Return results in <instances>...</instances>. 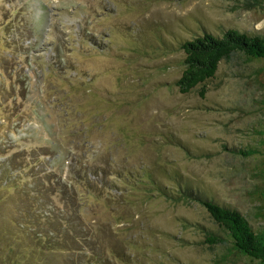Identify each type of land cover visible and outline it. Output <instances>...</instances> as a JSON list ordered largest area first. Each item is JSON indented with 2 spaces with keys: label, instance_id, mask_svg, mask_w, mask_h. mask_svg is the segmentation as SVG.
Here are the masks:
<instances>
[{
  "label": "rangeland",
  "instance_id": "1",
  "mask_svg": "<svg viewBox=\"0 0 264 264\" xmlns=\"http://www.w3.org/2000/svg\"><path fill=\"white\" fill-rule=\"evenodd\" d=\"M228 28L264 35V0H0V167L10 160L13 174L0 178V264H222L205 241L222 229L180 197L188 185L264 226V177L239 151L257 143L256 126L264 133V61L222 60L204 95L176 83L183 42ZM71 159L119 182L81 190V215L76 201L40 192L84 219L81 239L39 230L44 204L23 197L31 171L43 165L57 181ZM21 210L24 225L7 223Z\"/></svg>",
  "mask_w": 264,
  "mask_h": 264
},
{
  "label": "trees",
  "instance_id": "2",
  "mask_svg": "<svg viewBox=\"0 0 264 264\" xmlns=\"http://www.w3.org/2000/svg\"><path fill=\"white\" fill-rule=\"evenodd\" d=\"M182 49L185 52L184 69L176 83L183 93L190 92L202 85L200 92L204 95L205 86L203 84L215 77L219 63L222 60L229 59L235 53L241 52L250 60L264 61V35L251 34L246 31H240L237 28H228L221 35L204 31L202 34L184 41ZM257 127L254 130L255 139L258 140L257 143L250 144L247 148L239 149V151L241 154L249 155L257 160L258 175L264 177V133L259 132ZM84 141L87 142V138ZM4 162L6 163L3 167H0V178H2V181L7 177L11 178V175H13L8 168L11 163L10 160H4ZM41 167L43 168L31 171V179L33 180L31 182L24 181L30 185V188L23 190L25 195L21 194L28 200L35 201L34 199H36V203L39 206L44 204L39 210L34 208L36 215L32 218L34 220L37 219L36 225L40 226L39 230H66L69 234H73L77 230L78 239H81L83 230H90L83 224L84 219L78 216L77 220H73L72 215L68 216L67 214L55 212L53 207H47L46 203L40 199V192L44 191L45 194L52 192V194L56 195L58 193L69 204H75L76 201L77 210L74 213L81 215L83 199L80 193L81 190L87 191L89 197L91 194L95 196L96 192L101 189H119L118 180L115 179L116 184L106 180L107 169L105 166L85 164L82 167L78 166V163L73 162V159L69 163V169L65 176L64 173H60L61 178L57 179V181L51 175L54 171L47 169L43 165ZM71 173L76 175L78 179L71 177ZM149 178L153 182L151 172H149ZM86 182L87 184H85ZM31 183H34V185ZM47 183H49L48 186L43 190V185H47ZM158 189L166 195L164 188L162 190V188L158 187ZM179 190V195L182 199H193L200 202L210 217L221 227L222 230L220 232L205 231V241L218 248L217 263L238 264L237 258L244 257L247 259L246 264H264V226L256 229L239 209L220 204L194 186H184L179 188ZM109 193L116 194L111 191ZM256 197L261 201L262 212H260V216L264 218V187L260 189ZM23 210L18 216L21 222L14 217L7 223L19 226L24 225L23 222L26 223L27 218L25 216L26 211ZM2 225L4 230H11L5 223H2ZM93 243L97 246L99 243L98 238L95 237ZM220 248L222 249L219 250ZM93 255L98 256L96 248Z\"/></svg>",
  "mask_w": 264,
  "mask_h": 264
}]
</instances>
